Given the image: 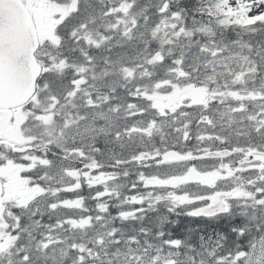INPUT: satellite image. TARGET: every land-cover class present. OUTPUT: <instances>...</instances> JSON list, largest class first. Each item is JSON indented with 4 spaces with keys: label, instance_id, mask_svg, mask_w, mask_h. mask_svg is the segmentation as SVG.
Returning a JSON list of instances; mask_svg holds the SVG:
<instances>
[{
    "label": "snow or ice",
    "instance_id": "snow-or-ice-1",
    "mask_svg": "<svg viewBox=\"0 0 264 264\" xmlns=\"http://www.w3.org/2000/svg\"><path fill=\"white\" fill-rule=\"evenodd\" d=\"M0 264H264V0H0Z\"/></svg>",
    "mask_w": 264,
    "mask_h": 264
},
{
    "label": "trees",
    "instance_id": "trees-1",
    "mask_svg": "<svg viewBox=\"0 0 264 264\" xmlns=\"http://www.w3.org/2000/svg\"><path fill=\"white\" fill-rule=\"evenodd\" d=\"M213 227L214 226H211L210 224H200V225L195 226V225L189 224L186 221H183V223L179 225V227L176 228L175 231L178 235L182 234V231L186 228H189V230L200 229L205 232H211Z\"/></svg>",
    "mask_w": 264,
    "mask_h": 264
},
{
    "label": "flooded vegetation",
    "instance_id": "flooded-vegetation-1",
    "mask_svg": "<svg viewBox=\"0 0 264 264\" xmlns=\"http://www.w3.org/2000/svg\"><path fill=\"white\" fill-rule=\"evenodd\" d=\"M183 221L188 222L189 224L192 225H200V224H209L207 221L201 220V219H190V218H186V217H179V225H181L183 223ZM211 226H214L212 224H210Z\"/></svg>",
    "mask_w": 264,
    "mask_h": 264
}]
</instances>
